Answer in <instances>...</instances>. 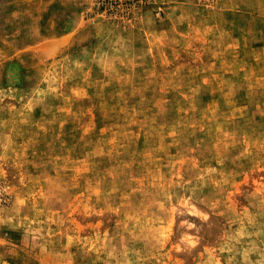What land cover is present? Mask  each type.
Here are the masks:
<instances>
[{
  "label": "rangeland",
  "instance_id": "374dc122",
  "mask_svg": "<svg viewBox=\"0 0 264 264\" xmlns=\"http://www.w3.org/2000/svg\"><path fill=\"white\" fill-rule=\"evenodd\" d=\"M0 264H264V0H0Z\"/></svg>",
  "mask_w": 264,
  "mask_h": 264
},
{
  "label": "crops",
  "instance_id": "0c3cea01",
  "mask_svg": "<svg viewBox=\"0 0 264 264\" xmlns=\"http://www.w3.org/2000/svg\"><path fill=\"white\" fill-rule=\"evenodd\" d=\"M10 13V12H9ZM13 15H14V13H13Z\"/></svg>",
  "mask_w": 264,
  "mask_h": 264
}]
</instances>
